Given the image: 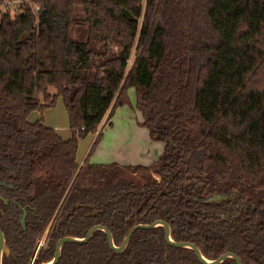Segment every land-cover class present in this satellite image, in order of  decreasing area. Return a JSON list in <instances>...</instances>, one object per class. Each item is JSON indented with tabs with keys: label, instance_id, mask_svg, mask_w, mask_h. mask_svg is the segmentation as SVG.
<instances>
[{
	"label": "trees",
	"instance_id": "obj_1",
	"mask_svg": "<svg viewBox=\"0 0 264 264\" xmlns=\"http://www.w3.org/2000/svg\"><path fill=\"white\" fill-rule=\"evenodd\" d=\"M30 1L38 15L22 2L0 22L4 177L15 187L5 186L4 196L16 194L29 211L26 230L15 206L18 214L1 224L11 250L3 264H29L48 225L52 250L42 261L62 236L104 224L119 244L137 220L167 222L176 241L194 243L209 260L233 252L243 264H264V0ZM132 88L163 154L149 166L90 163L104 119L133 107ZM59 98L67 140L43 118L29 121ZM89 134L97 140L81 166L79 141ZM213 194L234 200L208 203ZM243 199L250 206L235 210ZM133 210L142 218L127 222ZM143 232L118 258L97 231L86 244H66L58 264H130L143 253L146 264L150 254L159 264H201L192 250L169 246L164 228L140 242Z\"/></svg>",
	"mask_w": 264,
	"mask_h": 264
},
{
	"label": "rangeland",
	"instance_id": "obj_2",
	"mask_svg": "<svg viewBox=\"0 0 264 264\" xmlns=\"http://www.w3.org/2000/svg\"><path fill=\"white\" fill-rule=\"evenodd\" d=\"M4 1V0H3ZM13 2L9 7L0 5V22L2 14L9 12L12 17L19 14L17 2L21 0H5ZM132 63V61H131ZM54 91V88H51ZM133 107H119L110 120L107 117L102 124L103 135L96 145L89 161L92 164L117 163L122 166H149L157 162L165 150V142L153 139L147 127L143 125V117L136 107V89L129 90ZM32 122L43 118L45 124L60 129L63 139H70L69 117L62 98L55 107L43 113L35 111L29 117ZM111 124V125H110ZM51 126V127H52ZM104 128V129H103ZM97 134H89L79 141L78 162L84 163L97 140Z\"/></svg>",
	"mask_w": 264,
	"mask_h": 264
},
{
	"label": "flooded vegetation",
	"instance_id": "obj_3",
	"mask_svg": "<svg viewBox=\"0 0 264 264\" xmlns=\"http://www.w3.org/2000/svg\"><path fill=\"white\" fill-rule=\"evenodd\" d=\"M5 149H7V148H5V142H4V139H3V136H2V134H1V132H0V228L3 230V228H2V226H1V224H4V218H5V216H7L8 214H12V213H16V214H18V209H21V212H22V214L20 215V218H19V224H20V226L24 229V230H26L27 229V217H28V215H29V211H28V209L26 208V207H20V205H19V197L15 194V195H12V197H5L4 196V187L5 186H8V187H10L11 189H14L15 187L12 185V184H10L8 181H6L5 180V177H4V163H3V159H4V152H5ZM8 152L9 153H12L11 152V150L10 149H8ZM159 180H160V178H159ZM8 194V193H7ZM215 195H217V196H226V197H228V199L227 200H224V201H232V200H234V196H228V195H226V194H213L212 196H210V198L208 199V203H221V202H224V201H220V202H218V201H215V202H211V200L212 199H214V196ZM77 205V204H76ZM81 205V204H80ZM249 204H248V201H247V199H243L240 203H235L234 205H233V207H234V209L235 210H241L242 208H244V207H247ZM5 206H8V209L9 210H7V214H6V212H5V210H4V207ZM13 206V207H12ZM17 207L18 209L15 211V207ZM250 206V205H249ZM253 207V206H252ZM93 210H94V214L95 215H97L98 213H99V211L96 209V207H91ZM254 208V207H253ZM140 209L142 210V211H144V210H147V207H146V205H144V206H140ZM9 211V212H8ZM25 211L27 212V215H26V217H25V227H23L22 226V223H21V219L23 218V216H24V214H25ZM234 215H236V213L234 214ZM233 215V216H234ZM88 216H92V214H88ZM139 216V218L141 219L142 217H141V215L140 214H136V211L135 210H133L132 211V214L128 217V219H127V222H130L131 220H132V218H134V217H138ZM222 218H224V219H229V218H231V216H226V215H222L221 216ZM156 221H158V220H155L154 222H156ZM154 222H152V223H150V224H145V223H139V220H137L135 223H134V225H133V227L131 228V230H130V232L133 230V228L134 227H136V226H138V225H151V224H153ZM96 225H99V224H96ZM96 225H94V226H96ZM100 225H103V226H105V227H107L108 229H109V227L108 226H106V225H104V224H100ZM93 226V227H94ZM93 227H91V228H93ZM159 227V226H158ZM158 227H155V228H152V229H144V228H139V229H136L135 231H134V233H133V235L137 232V231H144L143 233H141V235H140V242H146L148 239H150V238H152V237H155V235L154 234H150V235H148V234H146V232L145 231H149V230H153V229H156V228H158ZM56 228L59 230V227H57L56 226ZM90 228V229H91ZM89 229V230H90ZM110 230V229H109ZM111 231V230H110ZM4 232V231H3ZM89 232V231H88ZM88 232H87V234H88ZM97 232V231H96ZM103 232V231H102ZM129 232V233H130ZM105 233V232H104ZM111 233H112V235H113V232L111 231ZM128 233V234H129ZM5 234V233H4ZM86 234V235H87ZM127 234V235H128ZM94 235V234H93ZM106 235V234H105ZM127 235H126V237H127ZM133 235H132V237H133ZM51 236H52V232H51V225H48L47 227H46V229L44 230V232L42 233V236L39 238V240L36 242V245L34 246V249H33V254H32V258H31V260H30V262H29V264H45V263H47V262H49V261H51L53 258H54V256H55V250H56V246H57V242L61 239V238H64L63 236L62 237H60L57 241H56V243H55V247H54V255H53V257H51V258H49L48 260H45V261H42V260H44L43 259V257H44V255L46 254V252L47 251H49V250H52V244H51ZM107 236V235H106ZM5 237H6V235H5ZM65 237H68V236H65ZM72 237H75V236H72ZM84 237H86V236H84ZM84 237H77V238H84ZM93 237V236H92ZM125 237V238H126ZM132 237H131V239H132ZM125 238L121 241V243H119V244H116V242H115V240H114V235H113V241H114V243H115V245L117 246V247H120L122 244H123V242H124V240H125ZM107 239H108V237H107ZM131 239H130V242H131ZM156 239H159V238H156ZM91 240V239H90ZM89 240V241H90ZM88 241V242H89ZM87 242V243H88ZM130 242H129V244L127 245V247L125 248V250L123 251V252H121V253H118V252H115L114 250H112V249H110V247H109V240H108V247H109V249L111 250V251H113L115 254H116V256L118 257V258H121V257H119V256H122L125 252H126V250L128 249V247H129V245H130ZM68 244V243H67ZM75 244V243H74ZM84 244H86V243H84ZM66 245V244H65ZM64 245V246H65ZM79 245H83V244H79ZM63 246V247H64ZM11 251V250H10ZM62 251H63V248H62ZM10 255H11V253H10ZM9 255V256H10ZM5 256H7V255H5ZM4 256V257H5ZM62 256V255H61ZM148 255H147V253H143V254H140L139 256H136L135 258H134V262H130V264H146V259L148 258L147 257ZM108 257H109V259H113L114 257H115V255H108ZM149 258L152 260L151 262H152V264H159L158 262H154L153 261V259H155V258H157L158 259V261H159V254H150L149 255ZM60 260H61V258H60ZM60 262V261H59ZM71 264H84V263H80V261H79V259L75 262V263H71ZM95 264H100L99 262H97V263H95ZM101 264H105V262H102ZM115 264H118V263H116L115 262Z\"/></svg>",
	"mask_w": 264,
	"mask_h": 264
},
{
	"label": "water",
	"instance_id": "obj_4",
	"mask_svg": "<svg viewBox=\"0 0 264 264\" xmlns=\"http://www.w3.org/2000/svg\"><path fill=\"white\" fill-rule=\"evenodd\" d=\"M227 199H228V197H226V196H217V195H215L214 199H212L211 202H215V201L220 202V201H224V200H227ZM80 206H81L80 204H77V205L71 207L59 219V221L57 223V227H60L61 224L63 223V221L67 217H69L71 215V213L74 211V209L76 207H80ZM26 215H27V212L25 211V214H24L23 218L21 219V223H22L23 227H25V217H26ZM158 226L164 228V230H165V239H166V241H167L169 246L174 247V248H179V249H190V250H192L196 254V256L198 258V261L201 264H222L227 259H233L236 262V264H243L241 259H240V257L238 255H236L235 253H233V252L224 253L220 257H218L217 259H214V260L207 259L203 255V253L200 250V248L198 246H196L194 243L188 242V241H183V242L176 241L173 238V236H172L170 225L167 222L163 221V220H158V221L154 222L151 225H138V226L134 227L133 230L127 235V237L125 238L123 244L120 247H117L115 245V243L113 241V235H112L111 231L107 227H105L103 225H100V224L94 226L93 228H91L89 230L88 234L86 235V237H84V238H77V237H72V236L61 238L57 242L54 258L51 261H49V262H47L45 264H58L59 261H60L61 255H62V248H63V246L65 244H67V243H75V244L87 243L92 238L93 234L96 231L105 232V234L107 235L108 240H109L110 249L114 250L115 252L121 253V252H123L125 250V248L129 244L130 239H131V237H132V235H133V233H134V231L136 229H139V228L152 229V228H155V227H158ZM10 253H11V251H10V248L8 247V245H7L5 234H4L3 230L0 228V264H3L4 256L5 255L9 256Z\"/></svg>",
	"mask_w": 264,
	"mask_h": 264
},
{
	"label": "built area",
	"instance_id": "obj_5",
	"mask_svg": "<svg viewBox=\"0 0 264 264\" xmlns=\"http://www.w3.org/2000/svg\"><path fill=\"white\" fill-rule=\"evenodd\" d=\"M22 2H26V3H29L30 4V6H31V8H32V10H33V13L35 14V15H38V13H39V11H40V6L39 5H36V4H32L31 3V1L30 0H21V1H19V2H17V5L19 4V3H22ZM13 2H10V1H3V6H5V7H9L11 4H12Z\"/></svg>",
	"mask_w": 264,
	"mask_h": 264
},
{
	"label": "crops",
	"instance_id": "obj_6",
	"mask_svg": "<svg viewBox=\"0 0 264 264\" xmlns=\"http://www.w3.org/2000/svg\"><path fill=\"white\" fill-rule=\"evenodd\" d=\"M31 116V115H30ZM107 119H108V116H107ZM29 121H31L30 120V118H29ZM32 122V121H31ZM46 125L48 126V127H51L52 125H48V123H46ZM52 128H54L55 130H56V132L62 137V135L60 134L61 133V131H60V129L58 128V127H56V126H52ZM101 129H102V125H101ZM104 129V128H103ZM97 137V136H96ZM67 140V139H66ZM81 166L83 165V163H81L80 164ZM122 166V165H121Z\"/></svg>",
	"mask_w": 264,
	"mask_h": 264
}]
</instances>
